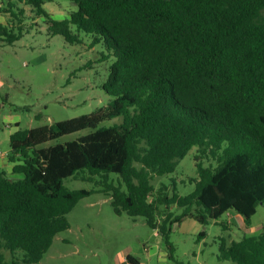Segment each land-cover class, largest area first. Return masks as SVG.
Masks as SVG:
<instances>
[{
	"label": "trees",
	"instance_id": "obj_1",
	"mask_svg": "<svg viewBox=\"0 0 264 264\" xmlns=\"http://www.w3.org/2000/svg\"><path fill=\"white\" fill-rule=\"evenodd\" d=\"M47 1L2 0L8 18L0 42L22 37V4L71 43L90 35L91 46L106 49L100 60L114 57L103 83L112 99L91 113L11 134L8 159L23 178L0 166V264L42 260L71 227L69 213L95 192L64 184L86 172L102 177L99 191L116 214L142 216L158 231L177 264L184 263L171 240L175 224L193 218L206 225L232 211L250 224L264 205V0H71L77 9L63 19L44 8ZM120 116V123L100 125ZM85 129L91 131L45 145ZM194 147L195 189L180 195L175 181L156 187L154 177L175 172ZM218 260L264 264V225L222 243Z\"/></svg>",
	"mask_w": 264,
	"mask_h": 264
},
{
	"label": "rangeland",
	"instance_id": "obj_2",
	"mask_svg": "<svg viewBox=\"0 0 264 264\" xmlns=\"http://www.w3.org/2000/svg\"><path fill=\"white\" fill-rule=\"evenodd\" d=\"M26 8V29L20 39L12 44L0 42V149H10L6 125L19 120V128H32L50 125L57 121L71 119L93 112L106 106L112 96L103 89L110 65L114 57L100 60L106 49L102 43L91 46L92 37L80 34V42L71 43L61 34L50 32L47 20L36 18L30 5ZM44 8L56 18L69 17L77 6L71 0H48ZM7 98V99H6ZM122 117L105 120L100 125L120 123ZM90 129L65 135L54 144L74 139ZM194 147L183 159L175 172L162 176L156 175L153 183L175 181L177 192L186 195L195 189L190 178L196 177L197 167ZM210 160H205L207 165ZM11 171V170H10ZM64 180L69 189H93L95 192L81 199L68 217L71 227L54 238L50 249L38 263L20 264H115L120 253L137 254L143 244H160L155 229L151 228L144 217H132L127 213H115L112 198L99 191L102 177H91L80 173ZM14 179L23 174L10 172ZM112 173L110 178H116ZM226 223V224H224ZM264 225V205L258 206L256 214L247 223L242 215L232 211L217 221L204 225L198 222L186 231L176 224L171 235L177 250V258L184 264H231L220 262L218 254L222 243H231L244 236L259 234ZM204 230L206 235L200 236ZM140 246V247H141ZM7 260L11 259L9 250H4ZM23 255V251H18ZM148 264H156L157 259L139 254ZM168 264H176L169 261Z\"/></svg>",
	"mask_w": 264,
	"mask_h": 264
},
{
	"label": "crops",
	"instance_id": "obj_3",
	"mask_svg": "<svg viewBox=\"0 0 264 264\" xmlns=\"http://www.w3.org/2000/svg\"><path fill=\"white\" fill-rule=\"evenodd\" d=\"M1 2H2V0H0V23H6L7 18H8V14L6 12L2 11V9H1L2 3ZM20 123L21 122L16 119L15 120V125H16L15 128L12 127L13 123L10 121L8 122V125H6L5 128H6V130H8L6 132V134H7V138L9 139V141H10L11 134L19 128ZM9 151H10V149H8V150H1L0 149V166L3 167L5 170H7L10 173L12 171L14 165L8 159ZM228 214H230V213H228ZM238 215H240V214H238ZM197 223H198L197 220H195L193 218H187L182 223H180L179 226L184 231H186L190 227H195ZM174 226H173V229H174ZM156 232L158 235V240H160L159 243L161 242L160 244H152V245L143 244L142 246L140 245L141 247L140 246L138 247L137 252H136L137 254H132V252H127V254L120 253L118 258L115 260V264H146L143 261V258L141 256H139V254H141V253L144 256H147L148 258H152V259L156 258L157 259L156 264H168L169 261H173L172 259L169 258L168 250H167V247L165 245L163 238L161 237V235L158 233L157 230H156ZM176 250H177V248H176ZM129 254H131L133 256L134 262H130L127 259ZM148 264H150V263H148Z\"/></svg>",
	"mask_w": 264,
	"mask_h": 264
}]
</instances>
